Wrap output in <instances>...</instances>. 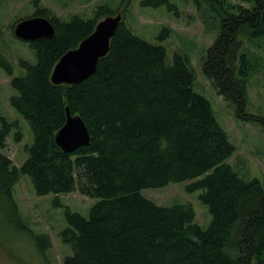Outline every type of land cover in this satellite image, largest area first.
Wrapping results in <instances>:
<instances>
[{"label": "trees", "instance_id": "trees-1", "mask_svg": "<svg viewBox=\"0 0 264 264\" xmlns=\"http://www.w3.org/2000/svg\"><path fill=\"white\" fill-rule=\"evenodd\" d=\"M33 1L34 16L48 18L56 34L29 42L35 63L19 58L13 65L0 45V64L14 91L9 103L34 134L19 167L3 150L14 129L17 142L24 133L17 120L0 111V210L13 212L24 225L14 196L24 175L41 196L78 192L96 199L89 217L67 210L68 226L60 235L72 253L63 264H264V183L245 180L230 164L235 144L197 89V72L187 54H170L162 43L135 34L126 23L130 0L114 7L104 1L92 17L68 18L42 0ZM202 3L205 7L198 3V9L216 36L201 57V72L239 115L255 119L247 112L249 81L260 58L248 42L264 36V0ZM119 13L123 20L96 72L79 83H53L59 59L102 18ZM169 32L163 27L161 39ZM67 106L83 118L91 135L88 145L73 152L63 151L55 140L67 120ZM181 182H188L189 192L202 191L199 198L212 215L207 228L195 222L192 201L160 204L144 193ZM43 235L47 239L40 247L46 254L50 238Z\"/></svg>", "mask_w": 264, "mask_h": 264}, {"label": "rangeland", "instance_id": "rangeland-1", "mask_svg": "<svg viewBox=\"0 0 264 264\" xmlns=\"http://www.w3.org/2000/svg\"><path fill=\"white\" fill-rule=\"evenodd\" d=\"M0 1V45L3 53L13 65H16L19 58L35 63V51L29 42L14 35L12 25L34 16L38 10L36 4L33 0ZM104 1L112 7L121 3V0H42V3L63 18H68L72 14L92 17L95 7ZM140 1L130 0L126 23L135 34L153 43L165 45L170 54L177 50L187 54L197 72V89L208 97L220 125L235 144L236 152L230 164L245 180L259 178L264 183V121L261 120L264 118V36L248 42L249 49L260 58L259 70L252 74L249 81L247 109L248 113L256 115L257 118L248 119L239 115L234 106L217 94L201 72V57L216 36L214 28L209 27L205 21L206 15L198 9V3L200 7H205L203 0H168L169 3L164 2L157 6H141ZM170 4L173 5L172 8L169 7ZM165 26L170 32L162 40L160 36ZM13 93L10 76L0 64L1 114L10 121L17 120L24 133L23 140L17 142L14 129L3 151L20 167L28 158L26 145H32L34 134L29 123L11 107L9 97ZM187 184L188 182L172 183L164 187L145 189L144 193L160 204L168 205L179 198L192 201L197 213L195 222L207 228L212 215L209 207L199 198L202 191L189 192L186 189ZM14 196L19 204L24 225L13 212L0 210V264H63L64 257L72 253L71 247L63 242L60 235L68 226L67 210L89 217L97 200L78 192L41 196L27 175L16 184ZM36 234H40L39 237ZM43 234L50 238V247L45 251L46 254L41 253L40 247L47 239Z\"/></svg>", "mask_w": 264, "mask_h": 264}, {"label": "water", "instance_id": "water-1", "mask_svg": "<svg viewBox=\"0 0 264 264\" xmlns=\"http://www.w3.org/2000/svg\"><path fill=\"white\" fill-rule=\"evenodd\" d=\"M122 20L121 13L101 19L90 35L59 59L51 74L53 83L75 84L93 75L97 70L99 60L108 54L111 40ZM55 34L54 25L43 16L24 18L14 27V35L27 42ZM66 118L65 124L55 135L57 145L66 152H73L81 146L88 145L91 135L83 118L78 114H73L69 106L66 107Z\"/></svg>", "mask_w": 264, "mask_h": 264}]
</instances>
